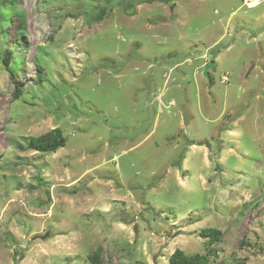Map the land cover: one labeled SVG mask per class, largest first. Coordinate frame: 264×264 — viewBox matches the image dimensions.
I'll list each match as a JSON object with an SVG mask.
<instances>
[{
  "label": "rangeland",
  "instance_id": "obj_1",
  "mask_svg": "<svg viewBox=\"0 0 264 264\" xmlns=\"http://www.w3.org/2000/svg\"><path fill=\"white\" fill-rule=\"evenodd\" d=\"M254 4L0 0V264H92L99 248L103 264H170L176 249L264 264ZM57 127L56 153L19 147Z\"/></svg>",
  "mask_w": 264,
  "mask_h": 264
},
{
  "label": "trees",
  "instance_id": "obj_2",
  "mask_svg": "<svg viewBox=\"0 0 264 264\" xmlns=\"http://www.w3.org/2000/svg\"><path fill=\"white\" fill-rule=\"evenodd\" d=\"M12 59L13 54L10 49H6L3 63L5 69L10 74L11 80L14 83L15 90L13 92V99L18 100L22 94L23 90L21 88L20 82L18 81L17 74L15 70L12 68ZM38 74V83L42 84L44 82L42 76V69L37 71ZM210 74V73H209ZM212 79L210 78V85H212ZM67 137L64 134V131L57 127L55 129H51L48 132L31 137L27 146L24 148L23 146H19L21 149L31 150L40 154H49L56 153L59 149L64 148L67 144ZM201 236L207 238V242L210 244H214L220 241L222 236V231L218 229L205 228L201 231ZM101 251L99 248L97 252H95L92 256L89 257V260L92 264H103L101 259ZM170 264H210L209 255L208 254H200L197 253L195 255H187L183 250L176 249L174 253L169 258ZM244 264V263H238Z\"/></svg>",
  "mask_w": 264,
  "mask_h": 264
},
{
  "label": "built area",
  "instance_id": "obj_3",
  "mask_svg": "<svg viewBox=\"0 0 264 264\" xmlns=\"http://www.w3.org/2000/svg\"><path fill=\"white\" fill-rule=\"evenodd\" d=\"M241 1H242L243 5H245L247 7L252 6L254 3H255V5H254V7H255V6H258L264 2V0H241Z\"/></svg>",
  "mask_w": 264,
  "mask_h": 264
},
{
  "label": "water",
  "instance_id": "obj_4",
  "mask_svg": "<svg viewBox=\"0 0 264 264\" xmlns=\"http://www.w3.org/2000/svg\"><path fill=\"white\" fill-rule=\"evenodd\" d=\"M214 66H215V63L212 62L210 65H208V66L206 67V69H205V71H204V76H205L206 78L210 79L209 70L212 69V68H214Z\"/></svg>",
  "mask_w": 264,
  "mask_h": 264
},
{
  "label": "bare ground",
  "instance_id": "obj_5",
  "mask_svg": "<svg viewBox=\"0 0 264 264\" xmlns=\"http://www.w3.org/2000/svg\"><path fill=\"white\" fill-rule=\"evenodd\" d=\"M255 5V4H254Z\"/></svg>",
  "mask_w": 264,
  "mask_h": 264
}]
</instances>
